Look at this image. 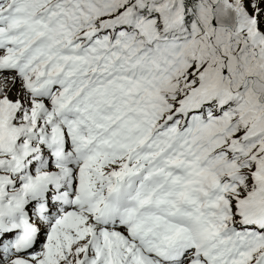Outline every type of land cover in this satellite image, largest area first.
I'll return each instance as SVG.
<instances>
[{"label": "snow or ice", "instance_id": "snow-or-ice-1", "mask_svg": "<svg viewBox=\"0 0 264 264\" xmlns=\"http://www.w3.org/2000/svg\"><path fill=\"white\" fill-rule=\"evenodd\" d=\"M0 264H264V0H0Z\"/></svg>", "mask_w": 264, "mask_h": 264}]
</instances>
